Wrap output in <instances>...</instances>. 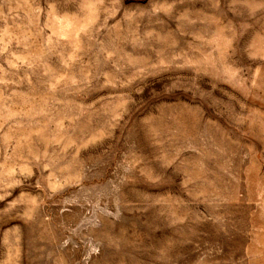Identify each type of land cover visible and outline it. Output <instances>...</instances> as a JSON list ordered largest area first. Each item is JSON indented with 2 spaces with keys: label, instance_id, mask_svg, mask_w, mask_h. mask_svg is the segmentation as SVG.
Here are the masks:
<instances>
[{
  "label": "rangeland",
  "instance_id": "1",
  "mask_svg": "<svg viewBox=\"0 0 264 264\" xmlns=\"http://www.w3.org/2000/svg\"><path fill=\"white\" fill-rule=\"evenodd\" d=\"M0 264H264V0H0Z\"/></svg>",
  "mask_w": 264,
  "mask_h": 264
}]
</instances>
